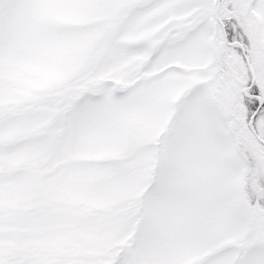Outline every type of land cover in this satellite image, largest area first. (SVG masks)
<instances>
[{
    "label": "snow or ice",
    "instance_id": "snow-or-ice-1",
    "mask_svg": "<svg viewBox=\"0 0 264 264\" xmlns=\"http://www.w3.org/2000/svg\"><path fill=\"white\" fill-rule=\"evenodd\" d=\"M0 264H264V0H0Z\"/></svg>",
    "mask_w": 264,
    "mask_h": 264
}]
</instances>
